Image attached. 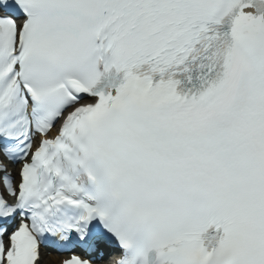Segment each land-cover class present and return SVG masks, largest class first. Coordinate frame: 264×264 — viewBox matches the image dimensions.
Here are the masks:
<instances>
[{
	"label": "snow or ice",
	"instance_id": "1",
	"mask_svg": "<svg viewBox=\"0 0 264 264\" xmlns=\"http://www.w3.org/2000/svg\"><path fill=\"white\" fill-rule=\"evenodd\" d=\"M264 264V0H0V264Z\"/></svg>",
	"mask_w": 264,
	"mask_h": 264
},
{
	"label": "bare ground",
	"instance_id": "2",
	"mask_svg": "<svg viewBox=\"0 0 264 264\" xmlns=\"http://www.w3.org/2000/svg\"><path fill=\"white\" fill-rule=\"evenodd\" d=\"M59 258V257H58Z\"/></svg>",
	"mask_w": 264,
	"mask_h": 264
}]
</instances>
